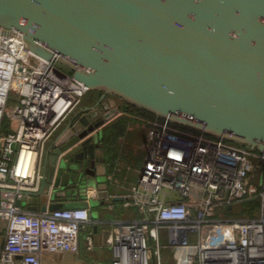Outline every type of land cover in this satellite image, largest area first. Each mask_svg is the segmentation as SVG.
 I'll use <instances>...</instances> for the list:
<instances>
[{
  "label": "water",
  "instance_id": "obj_1",
  "mask_svg": "<svg viewBox=\"0 0 264 264\" xmlns=\"http://www.w3.org/2000/svg\"><path fill=\"white\" fill-rule=\"evenodd\" d=\"M0 26L101 92L49 145L41 184L21 203L49 196L42 210L63 208L65 189L99 183L94 109L108 95L264 150V0H0Z\"/></svg>",
  "mask_w": 264,
  "mask_h": 264
},
{
  "label": "built area",
  "instance_id": "obj_2",
  "mask_svg": "<svg viewBox=\"0 0 264 264\" xmlns=\"http://www.w3.org/2000/svg\"><path fill=\"white\" fill-rule=\"evenodd\" d=\"M57 55L36 54L21 29L0 26V132L10 102L13 121L0 134V218L7 221L0 264H42L45 251L78 253L91 220L88 206L36 211L20 202L41 184L46 142L90 91L57 65ZM147 120L145 160L123 194L142 216L117 220L112 264H164V249L176 264H264V150L168 117ZM255 197L257 216L222 215Z\"/></svg>",
  "mask_w": 264,
  "mask_h": 264
},
{
  "label": "crops",
  "instance_id": "obj_3",
  "mask_svg": "<svg viewBox=\"0 0 264 264\" xmlns=\"http://www.w3.org/2000/svg\"><path fill=\"white\" fill-rule=\"evenodd\" d=\"M100 96L101 92H92L90 90L84 96L82 102L66 117L56 132L46 142L40 163L42 175L50 163V154H48L49 145L74 114L79 113L81 115L86 113L85 109L88 106L95 105ZM105 101H108L109 104L105 103ZM117 103L116 106L111 104L110 107V95H108L94 109V112L101 111L100 118H104V122L100 127L102 131L100 139L96 141L97 144H100L99 146L104 148V162L98 166V173L101 175L99 183L91 186L88 179H86V188L88 189L85 188L86 190L83 191L80 187H71L65 189L66 193L64 195L57 197V200L63 202L65 207L88 206L90 208L91 220L81 230L80 234V252L52 253L45 251L42 255V264H112V243L117 220L142 216L141 209L138 206L126 205L123 194L128 189L127 185L131 184V181L137 180L139 168H141L145 160L147 142V127L145 126V122L148 117L121 108L122 106L124 107V104L120 100ZM120 120H123L124 123V126H122L124 127L123 131L116 129ZM106 129L113 130L111 132L115 131L109 140ZM125 133H131V144L128 153H130L131 157L129 158L134 163H129L132 166L124 167L122 176L117 177L116 174L119 169L116 168V165L114 166L115 163L110 164V160L111 162H115L118 154L114 150L117 151V148L120 147V139ZM137 136H140L142 140L137 139ZM138 141L143 145L142 149H136ZM128 160L130 159L126 156V161ZM110 175H112V178H110ZM44 202H51L49 196H39L37 204L26 201L23 202V205L30 210L43 211L41 206ZM221 213L224 215V211H221ZM6 231L7 221L0 218V260L6 241ZM169 252L173 256L172 251L170 250ZM169 252L164 250L163 255Z\"/></svg>",
  "mask_w": 264,
  "mask_h": 264
},
{
  "label": "trees",
  "instance_id": "obj_4",
  "mask_svg": "<svg viewBox=\"0 0 264 264\" xmlns=\"http://www.w3.org/2000/svg\"><path fill=\"white\" fill-rule=\"evenodd\" d=\"M91 91L92 92H100L97 90H91ZM123 104H124V107L122 106L121 108H123V109L125 108V110H128L130 112L143 114L148 118H155L157 116L154 112H152L150 110H147L145 108L130 104L128 102H125L124 100H123ZM118 122H119L117 125L118 128H116V129L119 131H123V128H124V127H122V126H124L123 120H120ZM10 131H12V120H11V118L8 117V115L7 116L5 115L3 118L0 134L3 135V134H6ZM111 131H113V130H111ZM111 131H110V129H106V134H108V140L110 139V136H112L115 133V131L114 132H111ZM210 135H212V134H210ZM236 206H237V208H236ZM235 210H236V213L239 212L240 215L244 214V215H241V217L257 216L259 213V210H260V200L258 197L251 198V199H245L243 201H240V202L234 204L232 207L224 208L222 211H224L225 216H228L230 214H233V211H235ZM163 256H164L165 261L167 259L170 260V258L173 257L172 254H169V253L168 254L165 253V255H163ZM167 257H170V258H167ZM172 261H174V264H176V260L174 258ZM169 262H171V260ZM153 264H157L156 260L153 261Z\"/></svg>",
  "mask_w": 264,
  "mask_h": 264
},
{
  "label": "rangeland",
  "instance_id": "obj_5",
  "mask_svg": "<svg viewBox=\"0 0 264 264\" xmlns=\"http://www.w3.org/2000/svg\"><path fill=\"white\" fill-rule=\"evenodd\" d=\"M57 65L59 66V67H62V68H64V70H66V71H69L70 70V68L68 67V66H66V65H64V64H62L61 62H58L57 63ZM118 100H120V101H122L123 102V99H121L120 97H117V96H114V95H110V107H111V104H114V106H116L118 103H117V101ZM107 102V104H109V102L108 101H105V103ZM113 107V106H112ZM11 109H12V103L10 102L9 103V106H8V113L6 114V116L8 115V117L10 118V115H9V112H11ZM12 120V119H11ZM149 120H147L146 122H145V126L146 127H148V125H149ZM12 124H13V121H12ZM3 136V135H2ZM137 139H141V137L140 136H137ZM142 140V139H141ZM131 142V133H128V134H126L125 133V135H123L122 137H121V139H120V142H119V145H120V147L119 148H117V151H115L114 150V152H117V154H118V156H117V158H115V162H111V160H110V164H114V166L116 165V168L117 169H119L117 172V174H116V176L117 177H119V176H122L121 174H122V172H124L123 171V169H124V167H129V166H132L131 164H129V163H134V162H132L133 160L131 159V158H129V157H131L130 156V153H128V149H129V146H130V143ZM139 145V146H138ZM143 148V145L140 143V141H138V144H137V147H136V149H142ZM145 150H147V149H145ZM140 152V151H139ZM126 156L128 157V159H130V160H128V161H126ZM132 160V161H131ZM128 165V166H127ZM132 168V167H131ZM135 182V181H134ZM133 183V181H131V184ZM86 184H87V182H85V183H82V185H80V187L82 188V190L84 191V190H86L85 188H86ZM131 184H129V185H127V188H129L130 187V185ZM236 208H237V206H236ZM259 214V213H258ZM240 215V213L239 212H237L236 213V210L235 211H233V214H230V215H228L229 217H237V216H239ZM241 215H244V214H241ZM240 215V216H241ZM219 216H222V215H220L219 214ZM170 250L169 249H166V252H169ZM169 254H171L170 252H169ZM167 258H170V257H167ZM171 260V262H169ZM170 260H166L165 261V259H164V264H174V261H172L173 260V257L172 258H170Z\"/></svg>",
  "mask_w": 264,
  "mask_h": 264
}]
</instances>
